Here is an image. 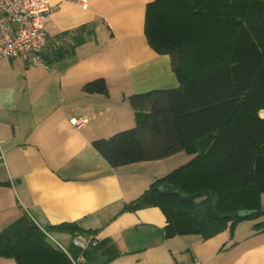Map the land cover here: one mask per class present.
I'll list each match as a JSON object with an SVG mask.
<instances>
[{
  "label": "crops",
  "instance_id": "obj_1",
  "mask_svg": "<svg viewBox=\"0 0 264 264\" xmlns=\"http://www.w3.org/2000/svg\"><path fill=\"white\" fill-rule=\"evenodd\" d=\"M150 1L48 0L44 64L0 58V230L24 214L41 227L75 221L106 240L109 251L96 257L112 256L106 264H264L257 220L206 239L166 237L158 206L121 210L191 154L114 167L92 146L134 125L131 94L178 85L170 55L145 38ZM94 79L105 81L106 94L84 90ZM78 116L85 121L75 126ZM53 233L70 246L72 235ZM0 264L17 263L1 257Z\"/></svg>",
  "mask_w": 264,
  "mask_h": 264
},
{
  "label": "trees",
  "instance_id": "obj_2",
  "mask_svg": "<svg viewBox=\"0 0 264 264\" xmlns=\"http://www.w3.org/2000/svg\"><path fill=\"white\" fill-rule=\"evenodd\" d=\"M144 34L159 54L171 57L174 87L128 97L134 125L92 146L110 166L154 160L185 151L192 156L155 179L122 211L158 206L164 235L206 239L254 219L264 230V0H151ZM106 94L103 79L83 86ZM168 181L178 192L158 185ZM240 209H255L240 216ZM48 232L94 234L75 221L39 226L24 214L0 230V258L17 264H71ZM85 250L83 264H106V240ZM103 248V249H102ZM72 256L79 249L68 247ZM102 250V253H101Z\"/></svg>",
  "mask_w": 264,
  "mask_h": 264
},
{
  "label": "built area",
  "instance_id": "obj_3",
  "mask_svg": "<svg viewBox=\"0 0 264 264\" xmlns=\"http://www.w3.org/2000/svg\"><path fill=\"white\" fill-rule=\"evenodd\" d=\"M78 2L82 3L84 0ZM48 3V0H0V58H19L30 66L44 64L43 51L47 41L45 29L53 10ZM263 114L264 111L260 110V116ZM70 121L73 125L79 126L85 121V117H73ZM43 232L52 245L67 254L71 264H83V252L99 242L94 234L74 235L70 244L77 247L79 253L72 256L68 247L53 237L51 232L45 229ZM201 263L198 258H194L192 264Z\"/></svg>",
  "mask_w": 264,
  "mask_h": 264
},
{
  "label": "water",
  "instance_id": "obj_4",
  "mask_svg": "<svg viewBox=\"0 0 264 264\" xmlns=\"http://www.w3.org/2000/svg\"><path fill=\"white\" fill-rule=\"evenodd\" d=\"M163 192H168V193H173V192H178L179 190L175 188L171 183L168 181H164L161 184L158 185V189ZM255 209H240L238 212V215L240 216H246L254 212Z\"/></svg>",
  "mask_w": 264,
  "mask_h": 264
},
{
  "label": "rangeland",
  "instance_id": "obj_5",
  "mask_svg": "<svg viewBox=\"0 0 264 264\" xmlns=\"http://www.w3.org/2000/svg\"><path fill=\"white\" fill-rule=\"evenodd\" d=\"M132 127V126H131ZM128 128H130V127H128ZM186 162V161H185ZM182 164H183V162H182ZM179 165H181V164H178L177 166H174V168L175 167H178ZM174 168H168L169 169V171H171L172 169H174ZM261 203L264 205V194H262L261 195ZM251 220H254V219H251ZM54 234V236L56 237V238H58L64 245H66L67 246V241L66 240H64V239H62V238H60L58 235H56L55 233H53Z\"/></svg>",
  "mask_w": 264,
  "mask_h": 264
},
{
  "label": "bare ground",
  "instance_id": "obj_6",
  "mask_svg": "<svg viewBox=\"0 0 264 264\" xmlns=\"http://www.w3.org/2000/svg\"><path fill=\"white\" fill-rule=\"evenodd\" d=\"M89 249V248H88ZM83 255H84V253H83Z\"/></svg>",
  "mask_w": 264,
  "mask_h": 264
}]
</instances>
